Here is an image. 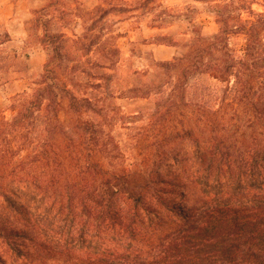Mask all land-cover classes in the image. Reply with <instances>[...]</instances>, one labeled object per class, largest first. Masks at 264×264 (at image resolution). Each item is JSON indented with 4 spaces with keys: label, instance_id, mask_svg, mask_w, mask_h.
I'll return each mask as SVG.
<instances>
[{
    "label": "trees",
    "instance_id": "16d2710c",
    "mask_svg": "<svg viewBox=\"0 0 264 264\" xmlns=\"http://www.w3.org/2000/svg\"><path fill=\"white\" fill-rule=\"evenodd\" d=\"M33 1L40 9L34 29L43 28L34 38L47 62L14 96L11 116L0 117V247L9 259L264 264V1L257 12L247 0H196L213 9L218 31L204 36L194 23L187 51L155 62L159 104L144 130L120 142L132 158L119 170L105 155L116 128L104 134L101 100L77 95L57 62L70 53V42L105 57L106 38H69L62 29L73 7ZM150 1L133 0L130 9L145 16ZM157 19L153 27H163L166 18ZM52 26L60 30L51 33ZM11 41L0 24V80L30 71L35 42L7 48ZM204 74L223 85L221 92L197 86L188 98L189 78ZM149 91L127 93L146 98ZM0 264H8L1 252Z\"/></svg>",
    "mask_w": 264,
    "mask_h": 264
},
{
    "label": "rangeland",
    "instance_id": "374dc122",
    "mask_svg": "<svg viewBox=\"0 0 264 264\" xmlns=\"http://www.w3.org/2000/svg\"><path fill=\"white\" fill-rule=\"evenodd\" d=\"M64 1L73 7L66 14L65 29H62L69 38L75 39L74 34L83 36L88 33L96 34L99 43L105 38L107 40L104 46L108 51L104 50L103 53L105 57L95 48L89 53L84 51L82 44L70 42V53L68 50V55L63 60L57 57V62H61L63 76L72 84V90L77 95L101 100L99 106L104 110L99 122L103 125L104 134L108 133L111 126L116 128L114 141L119 142L117 146L113 140L112 144L110 141L106 142L108 146L105 155L110 166L119 170L125 157L127 162L132 158L129 151H126L128 147L120 142L126 141L128 135L131 137L144 130L143 126H147L150 114L158 107L160 97L153 89V85L158 82L155 79V62L173 61L175 57L185 53L188 49L185 44L190 45L192 40L191 28L194 23L200 24L204 36L217 33L214 12L210 5L196 0H151L150 13L145 16L142 15L143 12L131 11L133 0ZM247 1L255 11H262L263 8L257 3L262 4L264 0ZM109 3L115 7H111ZM96 5H104L103 10L94 13L93 6ZM39 11L37 1L0 0L1 30L8 32L12 39L7 48L22 46L29 40L35 42L29 50L27 60L30 71L25 74L11 73L6 77L7 80H0V117L11 116L9 105L14 96L27 90L43 73L47 56L36 41L37 38H34L36 32L43 34V28L34 29V20L40 16ZM159 15L166 18L164 26L153 27L156 24L154 20H159ZM49 30L54 33L60 29L52 26ZM158 37L166 39L158 41ZM232 44L234 47L240 45L237 39H233ZM97 62L104 65V68L96 67ZM96 84H101L102 88L96 91ZM189 84L191 93L188 98H195L193 93L197 86H205L213 92H221L223 87L206 74L190 77ZM172 86H165L166 91ZM132 88L149 89L151 92L146 98H132L137 96L135 93H127ZM216 105L217 102L212 100L211 106ZM177 121L179 117L176 118L175 122ZM3 214L0 208V216ZM0 252L8 264H26L21 261L13 263L2 247Z\"/></svg>",
    "mask_w": 264,
    "mask_h": 264
}]
</instances>
